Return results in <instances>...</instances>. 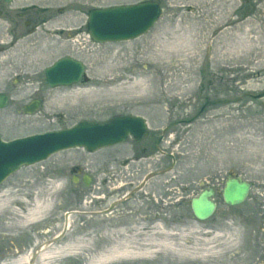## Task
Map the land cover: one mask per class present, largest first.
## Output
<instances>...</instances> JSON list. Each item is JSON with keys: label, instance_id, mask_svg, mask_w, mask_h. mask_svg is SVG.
<instances>
[{"label": "rangeland", "instance_id": "obj_1", "mask_svg": "<svg viewBox=\"0 0 264 264\" xmlns=\"http://www.w3.org/2000/svg\"><path fill=\"white\" fill-rule=\"evenodd\" d=\"M146 1L157 2L162 16L150 32L136 40L99 44L85 30L87 14L92 9ZM29 4L44 9L39 19L48 20L45 27L28 33L23 26L13 31L0 21V44L27 43L18 53L0 58V93L9 98L7 107L0 110V137L11 141L66 130L82 121L102 123L130 115L146 121L154 135L149 140L153 146L157 135L171 125L161 149L176 159L173 171L150 182L147 192L152 191L155 197L147 205L155 226L173 234L170 243L178 254L105 262V256L114 250L145 247L152 242L163 244V236L156 232L149 238L141 224L136 225L131 236L106 234L104 218L74 214L64 239L54 247L70 246L75 253L38 259L36 264H203L182 262L175 255L185 249L203 248L204 232L236 239L223 257L209 264H264V99L249 96L264 91V0H28L13 5ZM184 32L191 34L194 41L185 50L187 55L194 53L191 65L182 57L157 63L144 61L148 57L142 52L148 46L171 43L175 35ZM157 35L162 36L157 38L158 44ZM189 49H193L191 53ZM117 55L130 67L114 75L122 79L112 86L106 84L111 77L104 76L101 63H114ZM67 57L85 65L87 82L71 88H50L45 70ZM170 62L176 68L185 64L194 74L178 71V78L174 71L167 74L165 67ZM140 74L156 81L154 96L122 94L109 99L114 88L126 91L132 85L128 79ZM182 78H189L190 83L167 89ZM185 88L189 92L183 93ZM33 100L42 102L40 109L25 115L22 108ZM208 102L214 105L201 112ZM132 145L127 142L117 147V162L130 161L134 156ZM113 152L115 149L66 151L46 162L24 167L6 180L0 192L8 191L10 197L17 196L24 205H13L0 218V264H23L24 256L63 232L67 214L101 212L104 171ZM160 157L152 153L131 169L124 165L122 171L116 168L121 166L112 163L109 173L116 187L129 188L147 173L169 167L170 159ZM76 168L82 172L81 177L93 178L89 187L73 183L78 176ZM229 176L240 177L252 186L248 199L240 206L231 207L222 199ZM57 185L62 189L53 193ZM207 188L216 191L218 207L209 220L199 221L190 203ZM38 196L39 201L51 199L53 209L41 221L27 224L23 217ZM139 205L133 201L129 206L134 210ZM124 217L119 223L128 225Z\"/></svg>", "mask_w": 264, "mask_h": 264}, {"label": "water", "instance_id": "obj_2", "mask_svg": "<svg viewBox=\"0 0 264 264\" xmlns=\"http://www.w3.org/2000/svg\"><path fill=\"white\" fill-rule=\"evenodd\" d=\"M4 1L11 2L12 0ZM160 16L161 9L156 2L94 9L88 13V33L97 43H117L134 40L148 33L158 22ZM84 68V64L79 61L72 58H62L46 70L47 83L53 89L77 85L83 76ZM250 96L255 100L264 99V91ZM226 103L228 102H218V104ZM6 104L7 97L0 95V109H4ZM211 104L207 103L202 110ZM39 107L40 102L33 101L30 105L25 106L23 111L26 115H32ZM144 135H146L144 119L122 117L113 119L108 125L81 122L68 130L31 136L8 143L0 138V185L22 167L46 161L56 153L74 148H84L89 152H96L122 144L129 136L140 142ZM175 164L174 161L167 172H170ZM156 176L158 174L149 175L145 178L143 184ZM84 182L86 186H89L91 180L86 177ZM250 190L251 185L249 182L239 177H229L222 191V197L227 205L240 206L246 201ZM214 196L215 191L209 188L203 190L191 201L192 212L197 220L206 221L214 215L217 209V204L213 200ZM91 215L101 216L102 213ZM62 238L63 234L50 244L56 243ZM41 251L42 248L38 249L34 255V260L40 255Z\"/></svg>", "mask_w": 264, "mask_h": 264}, {"label": "bare ground", "instance_id": "obj_3", "mask_svg": "<svg viewBox=\"0 0 264 264\" xmlns=\"http://www.w3.org/2000/svg\"><path fill=\"white\" fill-rule=\"evenodd\" d=\"M86 30V29H85ZM161 39L162 36L157 35L155 38L158 42V38ZM175 38L172 40L171 43L163 44V45H155L148 46L142 54L147 56L146 60H150V62L157 63L159 60H169L172 58L176 57H182L186 58L184 61H188L189 65L192 64L194 61V53L192 54L191 51L193 49H189L190 53L189 55L185 54L186 53V48L187 46H193L194 41L191 39V34L188 35L186 32H184L182 35H175ZM27 46V43L21 42L19 44H14V43H1L0 44V58L5 57L8 58L10 54L18 53L20 50L25 49ZM6 51V52H5ZM4 52V53H3ZM10 53V54H9ZM117 60L116 62H112L105 60L103 61L102 64V73H104V76H110L111 79H109L106 84L109 85H114L116 80H121V76H114L117 73H120L121 71L128 69L130 66L126 65L125 63L121 62V57L120 55H117L115 57ZM171 64L165 67V72L168 74L169 72L174 71V76H177L178 71H182L186 74H194V71L192 70L191 67H188L185 64L179 65L178 70L176 67L173 66L172 62ZM179 76H177L178 78ZM193 77V76H192ZM132 80V81H130ZM193 78H191V81ZM128 81L132 83L131 88H128L126 91H121L120 89L114 88L111 92V97L109 98L110 100H113V98L120 97L122 94H135L138 97H151L155 95V87H156V81L153 78L147 77V75H135L133 78H129ZM193 82V81H192ZM185 83H190L189 78H182L179 79L177 83H171L167 86V89L173 88L177 89L178 84H185ZM183 93L189 92V89H182ZM54 192L57 190L62 189V185H57L53 188ZM51 198V197H50ZM22 204L24 205V202H22L17 196L10 197V194H8V191H1L0 192V218H3L8 212L11 211V208L15 204ZM31 209H29V213L23 217L25 222L28 223H36L41 221V219L45 218L47 215L51 213V210L53 209V204L51 202V199L48 200H40L39 201V196L35 198L34 204L30 205ZM14 213V212H12ZM140 230V229H139ZM143 229V233H144ZM156 232H159L163 236V244H155L154 242L148 243L145 247H140V248H128L124 247L121 250H114L107 254L105 256V262H113L117 260H127V259H138L141 257H153L156 256V254L163 253L167 257L169 255L173 254H178L176 253V250L172 248V244L170 243V239L172 238L171 232H168L166 229L163 227H160V225H154L150 232L144 233L146 236L148 235L149 238L153 237ZM134 236H137L141 233V231ZM204 239V247L201 249H185L183 251L179 252L178 259L180 258L183 261L186 262H199L203 264H209L212 261H215L218 257H223L225 254V251L231 247V242L234 241V236L232 237H224L220 234H216L213 232H204L201 234ZM227 238V239H226ZM236 240V239H235ZM222 241V242H221ZM229 241V242H228ZM220 242V243H217ZM217 243V244H216ZM63 253H75L74 250L70 246H66L64 248H55L53 247L50 249L48 252L44 253L40 260L45 261L52 259L60 254ZM21 262L23 264H28L29 263V256H24L21 259Z\"/></svg>", "mask_w": 264, "mask_h": 264}, {"label": "flooded vegetation", "instance_id": "obj_4", "mask_svg": "<svg viewBox=\"0 0 264 264\" xmlns=\"http://www.w3.org/2000/svg\"><path fill=\"white\" fill-rule=\"evenodd\" d=\"M15 2L21 1L16 0L11 3H7L3 0H0V21L3 20L5 25L8 24L11 30L18 31L23 26L25 28V31H27L28 33H33L38 30L39 27H45L47 25L48 20L39 19V16L43 14L42 12L44 11V9H39L36 4L14 6L13 4ZM111 119L103 121L102 124H108ZM171 128V125L166 126L161 131V133L157 135L154 146L149 141L154 138V135L150 133L149 128L147 130V134L142 138V141L140 143H137L133 137L128 138L126 143L132 142L134 151V156L130 159L129 162L116 161L120 157V152L117 148L120 145L106 148V150L115 149V152H113V156L109 157L110 159L107 161L108 166L104 171L106 177L103 182L104 186L102 193V218L106 220L104 224L106 234H121L131 236L133 234L132 230L135 229L136 225H143L142 228L145 230L144 233L150 232L152 227H154L156 220L152 216L151 207L147 205V203L152 200V196L155 197V194L152 191L147 192V189L151 188V181L146 183L144 187L140 189V183L151 172L143 176L142 180L137 185L131 186L129 188H127L128 186H126L122 189H119L118 187H116V181L114 182V179L111 178V174L109 173V165H111L112 163H117V166H121L120 168L116 167L119 171L123 170L122 168L124 167V165H127L126 169H131L132 165L140 163L142 159L148 158L152 153L157 152L162 158H169L171 161L169 167L161 169L158 173L165 172L172 166L173 156L172 154H170V152L168 153L167 151H163L161 149V144L167 139ZM74 171L78 174V176L73 179V181L76 180L78 182V184H76V187L80 185V183H83V185H85L84 176L81 177L82 172L78 168H76ZM139 171L141 172V169ZM90 178L93 181V178ZM133 201L140 204L134 210L129 206L130 202ZM143 205L144 209L142 208ZM145 205H147V207H145ZM123 217L126 219V222H129L128 225L119 223V219ZM108 219H112L111 222Z\"/></svg>", "mask_w": 264, "mask_h": 264}]
</instances>
